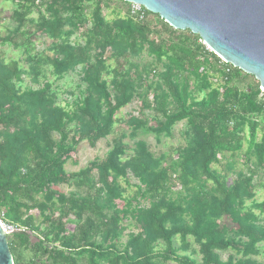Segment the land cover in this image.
Here are the masks:
<instances>
[{"label": "trees", "instance_id": "obj_1", "mask_svg": "<svg viewBox=\"0 0 264 264\" xmlns=\"http://www.w3.org/2000/svg\"><path fill=\"white\" fill-rule=\"evenodd\" d=\"M3 1L14 28L0 44L26 63L0 52V214L19 229L7 236L14 264H264L259 82L144 8L131 19L122 0ZM71 73L79 82L60 99ZM178 123L175 158L136 139L160 142ZM116 125L133 147L113 139L104 158L65 170Z\"/></svg>", "mask_w": 264, "mask_h": 264}, {"label": "water", "instance_id": "obj_2", "mask_svg": "<svg viewBox=\"0 0 264 264\" xmlns=\"http://www.w3.org/2000/svg\"><path fill=\"white\" fill-rule=\"evenodd\" d=\"M175 30L198 35L222 61L252 75L264 92V0H122ZM0 225V264H14Z\"/></svg>", "mask_w": 264, "mask_h": 264}, {"label": "rangeland", "instance_id": "obj_3", "mask_svg": "<svg viewBox=\"0 0 264 264\" xmlns=\"http://www.w3.org/2000/svg\"><path fill=\"white\" fill-rule=\"evenodd\" d=\"M14 5L7 3L3 0H0V39L5 37L10 31L14 28V23L11 20V14L14 9ZM121 13L123 14L126 12V7H121L120 9ZM32 18L36 17V14L34 13ZM36 50H40L41 46H35ZM0 52L3 54L6 61L9 60H15L20 63L21 66L26 68V63L24 62L25 56L23 55V49L22 48H14L11 45L8 44H0ZM145 61H149L147 57H144ZM48 76V74H47ZM50 79H52L49 76ZM78 76L75 73L68 74L61 82H59L60 90H58V96L60 99L65 98V94L62 92L63 90L67 89H75L77 83H78ZM253 82V79L248 78L244 82L251 83ZM24 85L30 86L32 88H37L36 85H31L28 83V80H25ZM132 107H128L124 109L119 115L118 118H124L127 113L131 111ZM184 129V123H178L172 132V136L170 138H161L160 142L156 141V138L143 131H138L136 133V139L137 140H145L149 143L151 151L154 153H171L172 157L175 158V151L178 147L183 146V139L181 136L182 130ZM129 130L125 128L124 126L116 125L115 132L109 136L105 140H101L98 142L97 146L92 149L88 147L86 144H81L78 148V153L76 154L77 161L76 163H73L72 161H69L65 165V170L67 172H77L81 168L85 167L90 161L102 159L105 157L107 152L112 148V141L113 139H123V142L133 147V141L128 138ZM246 150V146L243 147L242 153L239 154L237 157V160L239 161L237 164L236 169H242V162L243 160V152ZM225 163L224 161L222 162ZM255 183L257 187V196L256 200L258 202H264V171H260L256 178ZM60 190L64 192L66 195L73 189L68 188L66 186L60 187ZM32 214H36V211H33ZM37 221H39V218H37ZM67 229L69 231H72V226H67ZM33 240V239H32ZM126 241V236L123 238V242ZM258 260L264 262V255L257 258Z\"/></svg>", "mask_w": 264, "mask_h": 264}, {"label": "built area", "instance_id": "obj_4", "mask_svg": "<svg viewBox=\"0 0 264 264\" xmlns=\"http://www.w3.org/2000/svg\"><path fill=\"white\" fill-rule=\"evenodd\" d=\"M105 1H111V0H105ZM129 16L133 20H135V19H144L145 14H144L143 7H141L140 5H137V4H130L129 5ZM261 92L264 93L263 91H261ZM3 216H4L3 213L0 214V225L5 230L7 235H10L11 233L16 232V231L19 230L17 227L6 223L4 221V217Z\"/></svg>", "mask_w": 264, "mask_h": 264}]
</instances>
